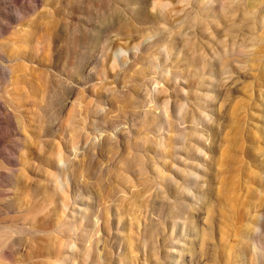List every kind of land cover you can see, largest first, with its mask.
<instances>
[{
	"label": "rangeland",
	"instance_id": "obj_1",
	"mask_svg": "<svg viewBox=\"0 0 264 264\" xmlns=\"http://www.w3.org/2000/svg\"><path fill=\"white\" fill-rule=\"evenodd\" d=\"M0 264H264V0H0Z\"/></svg>",
	"mask_w": 264,
	"mask_h": 264
}]
</instances>
